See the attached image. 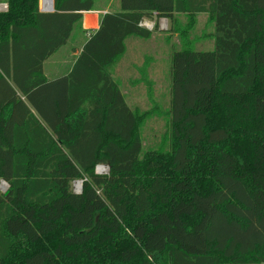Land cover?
Segmentation results:
<instances>
[{"label": "trees", "instance_id": "trees-1", "mask_svg": "<svg viewBox=\"0 0 264 264\" xmlns=\"http://www.w3.org/2000/svg\"><path fill=\"white\" fill-rule=\"evenodd\" d=\"M51 1L0 0V264H264V0H119L53 80L98 0ZM202 13L213 43L173 51L169 145L146 149L112 70L144 18L183 36Z\"/></svg>", "mask_w": 264, "mask_h": 264}, {"label": "rangeland", "instance_id": "rangeland-1", "mask_svg": "<svg viewBox=\"0 0 264 264\" xmlns=\"http://www.w3.org/2000/svg\"><path fill=\"white\" fill-rule=\"evenodd\" d=\"M97 6L103 9L104 0H98ZM91 18L87 16V26L93 24ZM180 18L179 22L184 27L189 18L185 15H181ZM142 23L143 27L152 32V38L148 40L132 38L124 61L120 62V68L116 65L112 73L118 80L119 77L128 80L124 85L128 104L146 114L145 123L140 128L144 147L165 149L169 145L167 122L171 99L172 53L182 47L184 40L195 41L198 48L210 47L213 43L211 34L214 30L208 23V16L203 13L196 16L195 24L183 36L181 32L175 31L176 26L172 27L173 23L168 18L154 16L152 19L144 18ZM88 36L89 33L84 35L81 28L77 29L73 39L55 54L54 59L62 61V65L70 64L74 53ZM5 185L4 188L2 185L0 188L3 192L8 186L7 183Z\"/></svg>", "mask_w": 264, "mask_h": 264}, {"label": "crops", "instance_id": "crops-1", "mask_svg": "<svg viewBox=\"0 0 264 264\" xmlns=\"http://www.w3.org/2000/svg\"><path fill=\"white\" fill-rule=\"evenodd\" d=\"M2 4H4V2H0V5H2ZM119 10H120V1L119 0H104V7H103V9H101V7L97 6L96 9L84 13L81 33L84 34V35H86V34L89 33V35H90L92 31H95V30H97L100 27L101 18H102V16L104 14H107V13H116ZM87 16H89V17L91 16L92 17L91 18V21L93 22V24L90 25V26H87L86 25ZM155 17H157V16L155 15ZM73 34H72V37L70 39H73ZM132 38H136V37H130L127 40V47H128L129 41ZM138 39H140V38H138ZM141 40H143V39H141ZM81 47H82V45H81ZM81 47L79 49H77L76 53H74L75 56H74L72 62L70 64H68V65H64V64L62 65V63H61L62 61H58V60L56 61L54 59L55 54L61 49L60 48L55 54H53L48 60L45 61V63H44V73H45V75L50 80H53V79L59 78V77L65 75V74H67L69 72V70H71V68L73 67V65H74L77 57L80 55V52L82 50ZM127 53H128V49H127L126 54L119 60V62L117 64V66L119 68L121 66L120 65V62H123L124 61ZM123 74H125V73L123 72ZM112 75H113L114 80L117 81L118 78H115L114 77V73H112ZM122 78H123L122 81L125 80L124 77H122ZM119 82H121L120 77H119ZM122 84L120 83V87L122 89V92L126 96V92H125L126 89H125L124 85H122Z\"/></svg>", "mask_w": 264, "mask_h": 264}, {"label": "built area", "instance_id": "built-area-1", "mask_svg": "<svg viewBox=\"0 0 264 264\" xmlns=\"http://www.w3.org/2000/svg\"><path fill=\"white\" fill-rule=\"evenodd\" d=\"M42 5L44 7V10L49 11L53 7V2L51 0H42ZM7 8H8V5L6 3L2 4L0 6V11H3L5 9H7ZM142 21H141L140 25L143 27ZM95 170H96V173H98V174H108L109 173V166L106 165V164H99V165L96 166ZM82 186H83V184H82L81 180H75L73 182V190H74V192L81 193Z\"/></svg>", "mask_w": 264, "mask_h": 264}, {"label": "water", "instance_id": "water-1", "mask_svg": "<svg viewBox=\"0 0 264 264\" xmlns=\"http://www.w3.org/2000/svg\"><path fill=\"white\" fill-rule=\"evenodd\" d=\"M81 182H82V184H83V180H81ZM2 183L6 184V182H5L4 180H1V181H0V188H1V184H2ZM7 185H8V184H7ZM8 193H9V187L7 186V189H6L5 192H4L5 196L8 195Z\"/></svg>", "mask_w": 264, "mask_h": 264}, {"label": "bare ground", "instance_id": "bare-ground-1", "mask_svg": "<svg viewBox=\"0 0 264 264\" xmlns=\"http://www.w3.org/2000/svg\"><path fill=\"white\" fill-rule=\"evenodd\" d=\"M1 185H2L3 188L6 186L4 183H2Z\"/></svg>", "mask_w": 264, "mask_h": 264}]
</instances>
